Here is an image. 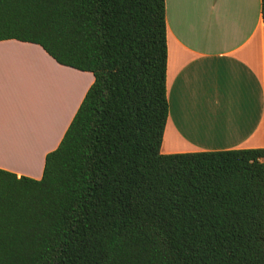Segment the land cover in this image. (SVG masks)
Instances as JSON below:
<instances>
[{
    "label": "trees",
    "instance_id": "16d2710c",
    "mask_svg": "<svg viewBox=\"0 0 264 264\" xmlns=\"http://www.w3.org/2000/svg\"><path fill=\"white\" fill-rule=\"evenodd\" d=\"M4 40L93 82L40 179L0 169V264H264V149L160 152L164 0H0Z\"/></svg>",
    "mask_w": 264,
    "mask_h": 264
},
{
    "label": "crops",
    "instance_id": "0c3cea01",
    "mask_svg": "<svg viewBox=\"0 0 264 264\" xmlns=\"http://www.w3.org/2000/svg\"><path fill=\"white\" fill-rule=\"evenodd\" d=\"M164 1L168 118L160 152L264 149L261 0ZM92 82L37 45L0 41V169L40 179Z\"/></svg>",
    "mask_w": 264,
    "mask_h": 264
}]
</instances>
